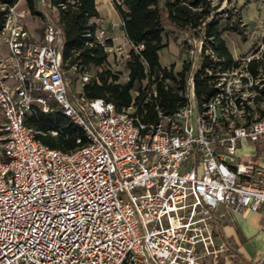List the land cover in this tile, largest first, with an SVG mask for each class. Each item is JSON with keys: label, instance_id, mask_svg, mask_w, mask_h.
Masks as SVG:
<instances>
[{"label": "built area", "instance_id": "obj_1", "mask_svg": "<svg viewBox=\"0 0 264 264\" xmlns=\"http://www.w3.org/2000/svg\"><path fill=\"white\" fill-rule=\"evenodd\" d=\"M30 15L14 5L0 28V264H219L227 214L264 210V165L237 162L239 142L264 144V116L240 123L257 84L246 64L206 68L214 93L199 103L202 41L187 38L184 106L147 112L156 92L142 83L117 112L84 96L89 77L65 68L59 29H29ZM126 44L128 60L141 47ZM37 110L60 113L84 143L42 144L26 123Z\"/></svg>", "mask_w": 264, "mask_h": 264}, {"label": "trees", "instance_id": "obj_2", "mask_svg": "<svg viewBox=\"0 0 264 264\" xmlns=\"http://www.w3.org/2000/svg\"><path fill=\"white\" fill-rule=\"evenodd\" d=\"M19 0H0V28L8 8L18 4ZM44 13L36 9V0H25L26 8L32 16L40 17L46 23L54 24L60 31L62 41V60L65 68L75 66L80 73L93 72V76L83 86V94L89 100L101 99L114 106L115 111L126 109L133 102L132 92L140 91L142 83L146 88H154L156 98L147 103L145 109L150 112L158 107L162 115H172L184 106L185 81L190 73L189 65L184 61L179 72L162 67L159 52L163 49V39L168 33H179L193 41H202V62L200 69L193 75L194 92L197 101L203 102L214 93V88L204 76V70H227L238 67L226 44L224 35L242 36L244 26L236 10L229 8L230 0H110L116 13L125 40L133 47H141L137 52L130 50L125 62L126 81L120 82L118 74L108 65L105 47L111 46L106 39L101 45L96 37L98 27L93 23L99 18L95 0H42ZM224 3V7L222 4ZM55 11L53 18L51 12ZM247 73L254 82L264 76V50L257 59L246 63ZM255 94L250 100L259 110L264 90L258 84L248 89ZM244 124L251 122L253 110L248 104L241 106ZM247 115V116H246ZM264 111L259 110V117ZM256 118V119H257ZM33 129L36 139L45 146L65 153L74 151L79 145L77 139L84 138L81 131L73 126L60 113L43 114L36 111L27 121ZM57 129L58 136L52 137L49 131Z\"/></svg>", "mask_w": 264, "mask_h": 264}, {"label": "rangeland", "instance_id": "obj_3", "mask_svg": "<svg viewBox=\"0 0 264 264\" xmlns=\"http://www.w3.org/2000/svg\"><path fill=\"white\" fill-rule=\"evenodd\" d=\"M22 1V0H21ZM100 19L97 22L101 31L103 40L106 38L110 40L111 45L115 48H121V55L108 54L107 60L109 69L118 74L120 82H125L127 73L125 71L126 59L123 55L128 46L121 30L120 21L111 7L110 0H99L98 4ZM26 5H18L17 8H24ZM224 7V3L222 7ZM232 10H236L238 16L243 24L244 34L238 36L235 34H228L223 36L228 51L230 52L233 61L239 66L246 64V61L257 59L262 50H264V0H230L228 6ZM36 9L40 13H44V6L40 0H36ZM2 10V8H0ZM52 17H56L55 11L51 12ZM25 22L29 29L41 27L45 22L40 17L30 15ZM187 36L179 33H168L163 39V49L159 52V61L162 67L172 68V72L176 74L182 68L184 61L187 59L188 47L185 45ZM189 44V43H188ZM3 48L0 46V53H3ZM87 76L91 78L93 72H86ZM259 81H263L262 85L259 82V90H264V76ZM42 95V94H41ZM255 96V94H253ZM262 99L259 110L264 111V95H259ZM248 106L253 110L250 113L252 119L259 116V110L252 104ZM247 116V115H246ZM245 119L240 120L244 123Z\"/></svg>", "mask_w": 264, "mask_h": 264}, {"label": "crops", "instance_id": "obj_4", "mask_svg": "<svg viewBox=\"0 0 264 264\" xmlns=\"http://www.w3.org/2000/svg\"><path fill=\"white\" fill-rule=\"evenodd\" d=\"M25 5V0H19L18 5ZM98 14L99 0H95ZM100 19L94 20L97 25ZM237 162L264 165V144H253L241 141L237 146ZM264 210L260 212H245L244 214H227L226 223L221 228V239L229 247L226 256L219 264H254L264 251V238L261 234Z\"/></svg>", "mask_w": 264, "mask_h": 264}]
</instances>
